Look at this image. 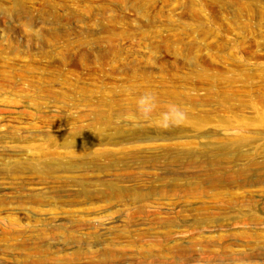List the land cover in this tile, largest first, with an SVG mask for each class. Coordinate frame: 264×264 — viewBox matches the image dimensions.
Returning a JSON list of instances; mask_svg holds the SVG:
<instances>
[{
  "label": "rangeland",
  "instance_id": "obj_1",
  "mask_svg": "<svg viewBox=\"0 0 264 264\" xmlns=\"http://www.w3.org/2000/svg\"><path fill=\"white\" fill-rule=\"evenodd\" d=\"M0 264H264V0H0Z\"/></svg>",
  "mask_w": 264,
  "mask_h": 264
}]
</instances>
